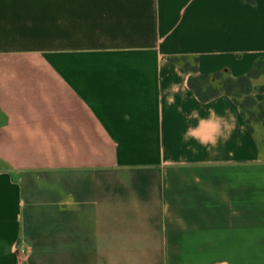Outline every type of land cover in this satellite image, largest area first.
I'll list each match as a JSON object with an SVG mask.
<instances>
[{
  "label": "crops",
  "instance_id": "crops-1",
  "mask_svg": "<svg viewBox=\"0 0 264 264\" xmlns=\"http://www.w3.org/2000/svg\"><path fill=\"white\" fill-rule=\"evenodd\" d=\"M173 57L246 75L264 0H0V264H264L256 138Z\"/></svg>",
  "mask_w": 264,
  "mask_h": 264
},
{
  "label": "trees",
  "instance_id": "trees-1",
  "mask_svg": "<svg viewBox=\"0 0 264 264\" xmlns=\"http://www.w3.org/2000/svg\"><path fill=\"white\" fill-rule=\"evenodd\" d=\"M251 3L252 0H246ZM172 62L181 65L191 73L189 87L201 102H208L220 95L231 97L234 103L240 108L242 117L250 134L258 143L262 157V145L254 133V124H260L264 128V99L259 101L255 94L264 92V86H257L255 83L264 77V59L260 58L241 77H233L228 72H218L213 75H201L198 73L197 58L173 57Z\"/></svg>",
  "mask_w": 264,
  "mask_h": 264
},
{
  "label": "rangeland",
  "instance_id": "rangeland-1",
  "mask_svg": "<svg viewBox=\"0 0 264 264\" xmlns=\"http://www.w3.org/2000/svg\"><path fill=\"white\" fill-rule=\"evenodd\" d=\"M253 128L257 139L260 141V144L262 145V153L264 154V128L260 124H254Z\"/></svg>",
  "mask_w": 264,
  "mask_h": 264
},
{
  "label": "built area",
  "instance_id": "built-area-1",
  "mask_svg": "<svg viewBox=\"0 0 264 264\" xmlns=\"http://www.w3.org/2000/svg\"><path fill=\"white\" fill-rule=\"evenodd\" d=\"M22 254L25 256L26 252L24 250H22ZM17 264H23V260H20Z\"/></svg>",
  "mask_w": 264,
  "mask_h": 264
}]
</instances>
